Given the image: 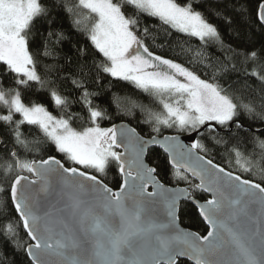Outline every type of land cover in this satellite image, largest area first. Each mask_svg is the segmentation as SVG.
Returning <instances> with one entry per match:
<instances>
[{
    "label": "snow or ice",
    "instance_id": "obj_1",
    "mask_svg": "<svg viewBox=\"0 0 264 264\" xmlns=\"http://www.w3.org/2000/svg\"><path fill=\"white\" fill-rule=\"evenodd\" d=\"M77 8L94 17L90 27H82ZM64 13L87 42L60 57ZM225 29L242 43H226ZM257 32L264 34V0H0L4 241L26 264H264V39ZM210 46L223 58L205 55ZM237 63L259 91L246 85L248 94L238 95L227 83ZM53 73L79 91L81 112L58 117L39 101L47 91L57 107L68 106ZM113 81L159 108L133 104L147 113V137L123 123L101 126L113 117L92 97H106ZM112 101L119 110L116 92ZM77 120L87 126L77 130ZM24 125L42 134L47 158L21 159L17 146L41 143L28 140ZM173 128L195 133L193 142L163 135ZM249 144L252 158L241 151ZM153 146L162 150L163 173L149 160ZM221 148L259 180L217 163ZM111 171L120 177L115 189ZM182 204L207 224L206 235L181 227Z\"/></svg>",
    "mask_w": 264,
    "mask_h": 264
},
{
    "label": "trees",
    "instance_id": "obj_2",
    "mask_svg": "<svg viewBox=\"0 0 264 264\" xmlns=\"http://www.w3.org/2000/svg\"><path fill=\"white\" fill-rule=\"evenodd\" d=\"M74 2V0H73ZM75 12L77 14H80L82 12L86 13L85 10L82 9H75ZM94 18L91 22H93ZM153 21L149 19V23H152ZM63 25V30L65 31L68 39L64 41L62 44L57 46V54L60 57H63L64 55H70L75 52V45L77 42L80 43L81 46H83L87 42V37L82 34L80 31H77L72 26V20L68 18L67 13L63 14V18L61 20ZM90 25V23L86 24ZM41 30H44L46 28V25L41 26L37 25ZM82 27L84 24H82ZM225 36V42H231L233 45L241 44L242 41L237 39L234 35L230 34L227 29L224 31ZM255 39H264V34H260L257 32V36ZM192 47L195 49L198 47V41L193 40L192 41ZM33 54H36V49L33 47L32 49ZM205 55L210 56L213 60H215L216 57L223 58L225 55L223 52H221L219 49H217L214 46H210L206 52ZM51 64V60L47 61H40L41 68L44 67V64ZM61 63L63 61L61 60ZM49 79L54 80L55 84L54 86L58 89L59 93L67 98L68 106L65 108H59L57 107L51 100L50 95H48V92H42L38 99L41 103H43L48 110L55 116H60L64 112H81L82 110V104L81 103H75L74 100L80 99V94L78 90L74 89V86L71 84V81H62L57 80L55 77V73L52 74V76L49 77ZM227 83L232 85L233 90L237 92L238 95H244L246 96L248 94V89L246 88V85L250 86L252 91H259V89L262 87L260 82L256 80L255 78H248L246 79L244 76V70L241 67L239 63H237V71H229L226 78ZM108 80H111L109 77ZM107 83V81H106ZM8 87V85H5V89ZM95 91V89H91ZM112 92H116L119 97V103H120V109L118 110L116 107V104L112 101ZM31 99H37V97L33 96ZM93 104L100 105L101 107H107L109 108V114L113 117L111 121H101V126L103 127H110L112 123H120L125 122L129 124L131 127H135L138 132L141 133V135H145L147 137V134L151 132V129L148 124L143 123L147 119V113L145 111H142L139 107H133L134 103H142L148 107H151L154 111H158V107L155 105L149 104V99L144 94L138 93L136 90H134L131 85H127L125 82H116L113 81V87L111 92L108 93L106 97L103 99L92 97ZM26 103H28V100H25ZM130 110L131 114H128ZM15 119H19L18 114L16 115ZM241 119L245 121L246 125L249 123H253L251 120H248L246 116L243 114L241 115ZM74 128H77V130H80L83 126H87L84 124L83 121L77 120L72 125ZM260 123L256 122L253 124V127H259ZM174 129V128H173ZM173 129H162V133L164 134H174L172 132ZM22 131L24 132L25 136L28 138V140L36 141L40 140L41 143H30L29 144V150L26 151L23 147L17 146L21 155V159H32V158H39V156L44 155V158H47L41 149L45 147V144L43 143V136L39 133V130L35 128V126L31 125H24L22 126ZM154 134V133H152ZM241 151L244 152L246 158H252L250 156L251 153H253L254 148L253 145L249 144L247 146V149L244 147L241 148ZM53 154L57 155V158H59L58 153ZM259 154L260 150L258 148L255 149V158L253 159L254 164L259 163ZM214 157L217 163H220L222 166H225L226 168H230L231 170L235 171L237 174H240L246 178H254L256 180H259L258 174L250 175L248 173L241 172L238 168L235 167V157L229 156L227 152L223 150V148L220 149L218 152H214ZM150 161H155L160 163V170L163 173V171L166 168V161L164 160L163 153L158 148H153L149 155ZM231 161V163H230ZM2 163V161H0ZM14 174V173H13ZM24 175H27V173H22ZM8 177L5 176L4 169L0 168V185H4L7 181ZM119 175L115 171H111L108 174V181L109 186L113 187L114 189L118 187L119 182ZM183 186V185H181ZM205 198L207 196L204 194ZM0 199H3V194L0 193ZM13 212V216H14ZM180 221L181 225L187 229H190L192 231L198 232L201 235H206L207 227L200 219L198 213L196 210L189 204L187 206L181 205V213H180ZM8 221L4 218V211L2 208H0V228H2ZM21 235L23 236L24 240L26 242L28 241V238L26 234L23 233L21 230ZM0 261H6L7 262H14V264H26V258L22 252H17L14 246L11 242L4 241V238L0 236ZM190 264V262H189Z\"/></svg>",
    "mask_w": 264,
    "mask_h": 264
},
{
    "label": "water",
    "instance_id": "obj_3",
    "mask_svg": "<svg viewBox=\"0 0 264 264\" xmlns=\"http://www.w3.org/2000/svg\"><path fill=\"white\" fill-rule=\"evenodd\" d=\"M126 124L128 126H130L129 124L125 123V122H120V123H117V124ZM131 127V126H130ZM164 135H179L180 136V139L183 143L185 144H190L191 142H193L191 139H189L190 136H192L193 138L195 137V133H190V134H186V135H180V134H164ZM153 148H158L157 146H153ZM159 149V148H158ZM161 150V149H159ZM162 151V150H161ZM149 191H151V188H149ZM207 196V198H210L209 194H205ZM200 217V216H199ZM200 219L202 220V218L200 217ZM202 222L205 224V226L207 227V224L202 220ZM181 227H183L181 225ZM185 228V227H183ZM187 229V228H186ZM190 230V229H188ZM192 231V230H191Z\"/></svg>",
    "mask_w": 264,
    "mask_h": 264
},
{
    "label": "rangeland",
    "instance_id": "obj_4",
    "mask_svg": "<svg viewBox=\"0 0 264 264\" xmlns=\"http://www.w3.org/2000/svg\"><path fill=\"white\" fill-rule=\"evenodd\" d=\"M79 16L82 18V20H83V23L82 24H84V26H86V27H90L91 26V23H92L91 21H92V19L94 17L89 16V14L87 13V11H86V13H84V12L80 13ZM85 17H87V19H84ZM88 23H90V25H86ZM4 111H6V110L3 109L2 107H0V112H4ZM158 111H159V109H158ZM172 132L174 134H180V135L190 134L189 132H178L176 129H173Z\"/></svg>",
    "mask_w": 264,
    "mask_h": 264
}]
</instances>
